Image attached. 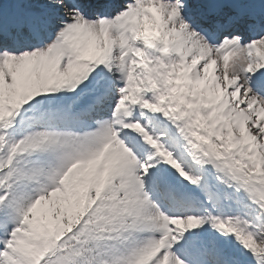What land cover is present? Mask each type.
Returning <instances> with one entry per match:
<instances>
[{"label": "snow or ice", "instance_id": "6c2138e0", "mask_svg": "<svg viewBox=\"0 0 264 264\" xmlns=\"http://www.w3.org/2000/svg\"><path fill=\"white\" fill-rule=\"evenodd\" d=\"M0 264H264V0H0Z\"/></svg>", "mask_w": 264, "mask_h": 264}]
</instances>
